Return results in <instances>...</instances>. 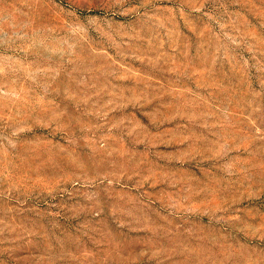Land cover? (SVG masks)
<instances>
[{"label":"rangeland","instance_id":"1","mask_svg":"<svg viewBox=\"0 0 264 264\" xmlns=\"http://www.w3.org/2000/svg\"><path fill=\"white\" fill-rule=\"evenodd\" d=\"M0 264H264V0H0Z\"/></svg>","mask_w":264,"mask_h":264}]
</instances>
